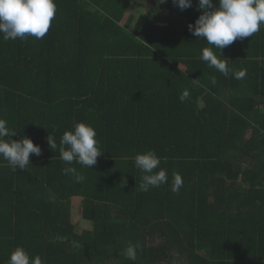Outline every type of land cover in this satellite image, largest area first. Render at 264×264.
<instances>
[{
  "label": "trees",
  "instance_id": "16d2710c",
  "mask_svg": "<svg viewBox=\"0 0 264 264\" xmlns=\"http://www.w3.org/2000/svg\"><path fill=\"white\" fill-rule=\"evenodd\" d=\"M55 3L42 39L0 34V118L13 140L41 148L26 170L0 157V264L17 246L45 264H264V111L251 115L264 104V25L222 56L188 29L198 0L184 10L166 0V14L160 0ZM134 5L146 12L137 17ZM205 47L245 77L210 68ZM78 122L103 152L93 168L71 165L83 183L62 173L69 165L47 142L51 134L59 145ZM253 122L259 138L246 142ZM148 150L164 158L168 182L142 192L133 158ZM252 197L260 211L245 203ZM73 198L92 229L78 233Z\"/></svg>",
  "mask_w": 264,
  "mask_h": 264
},
{
  "label": "clouds",
  "instance_id": "9594fccd",
  "mask_svg": "<svg viewBox=\"0 0 264 264\" xmlns=\"http://www.w3.org/2000/svg\"><path fill=\"white\" fill-rule=\"evenodd\" d=\"M173 4L184 10L192 7V0H173ZM198 10L201 14L194 25H188L189 31L197 38L206 39L209 45L219 49L221 55L224 47L237 39L253 37L261 30V25H264V0H218V6L213 0H198ZM56 11L55 0H0V34L5 41L23 40L28 37L42 39L50 29ZM200 58L225 77L232 72L229 60L225 57L218 58L211 47L203 48ZM232 74L235 79H242L246 75V69ZM212 82L215 83V79ZM189 95V91L185 89L179 97L180 101H185ZM16 133L14 129L9 128L6 119L0 118V157L8 162L13 172L17 169L26 170L30 164V154L41 155L40 146L34 144L30 138L24 136L13 140L12 137ZM96 135L91 125L78 122L72 130L63 133L59 145L51 134L47 137L50 149H58L60 158L69 165L62 169V173L74 179L76 183H83L85 177L71 165L75 162L93 168L97 158L103 153ZM133 159L135 167L143 173L138 185L140 191L148 192L151 188L168 182L167 170L160 167L164 158L158 156L154 150L137 153ZM157 169L159 170L156 171ZM182 187V176L174 173L171 191L179 193ZM7 264L45 262L39 255L30 256L23 246H17L10 253Z\"/></svg>",
  "mask_w": 264,
  "mask_h": 264
},
{
  "label": "rangeland",
  "instance_id": "374dc122",
  "mask_svg": "<svg viewBox=\"0 0 264 264\" xmlns=\"http://www.w3.org/2000/svg\"><path fill=\"white\" fill-rule=\"evenodd\" d=\"M161 3H162L161 9L164 10L165 9L166 0H163V2H161ZM149 4H151V3H149ZM139 10H140V12L141 11L146 12V9H141L140 6H138V5H136V6L134 5V7H132L131 11L134 14H136V16L138 17L139 13H140ZM165 11L166 10H164L163 12L166 14ZM163 20H165L164 17H158V22L159 23L163 22ZM197 82H199V81H197ZM251 115H253V114H251ZM257 128H261V126L260 125H254L253 127H250L248 129L247 133L245 134V138H244V140L246 142H247L248 136L250 137L251 135H254L256 133ZM262 133H264V129H262ZM261 158H262L261 155L259 153H257V155L253 159L254 160H256V159L260 160ZM254 160H251L248 157V158L245 159L243 164L244 165L247 164L248 166L252 167L253 166L252 161H254ZM256 163L257 162H255V164ZM243 188L245 189V187H243ZM81 203H82L81 198H73V200H72V208H71L72 212H71V217H70L72 223L76 226L78 233H82L85 230L92 229V224L82 218V215H81V212H80V208H81V205H82ZM245 203L246 204H250V206L252 207L251 213L254 212L253 205H256L255 208L258 211H260V207L258 206V203L256 202L255 198H253V197L252 198H248L247 200H245ZM127 254L131 258L137 256L135 250H127ZM161 264H166V263H161Z\"/></svg>",
  "mask_w": 264,
  "mask_h": 264
},
{
  "label": "crops",
  "instance_id": "0c3cea01",
  "mask_svg": "<svg viewBox=\"0 0 264 264\" xmlns=\"http://www.w3.org/2000/svg\"><path fill=\"white\" fill-rule=\"evenodd\" d=\"M263 111H264V104H258V106H257V108H256V110H255V112L252 113V114H253V115H254V114L259 115V117L256 118V119H261V116H262ZM257 112H258V113H257ZM253 125H258V123H254V122H253ZM250 132H251V131H250ZM254 136H255L256 138H259V137H257L256 134H254ZM252 138H253V135H251L250 137L248 136V138H247V142H248L249 140H251ZM244 148H247V147L245 146ZM247 150H248V152H249V149H248V148H247ZM261 157L263 158V154H261ZM252 158H253V157H252Z\"/></svg>",
  "mask_w": 264,
  "mask_h": 264
}]
</instances>
